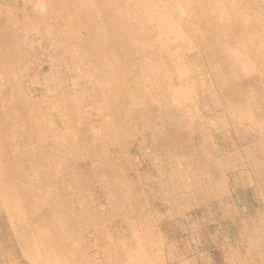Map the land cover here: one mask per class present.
I'll list each match as a JSON object with an SVG mask.
<instances>
[{
	"label": "rangeland",
	"instance_id": "rangeland-1",
	"mask_svg": "<svg viewBox=\"0 0 264 264\" xmlns=\"http://www.w3.org/2000/svg\"><path fill=\"white\" fill-rule=\"evenodd\" d=\"M114 2L0 0V264H264V0Z\"/></svg>",
	"mask_w": 264,
	"mask_h": 264
},
{
	"label": "bare ground",
	"instance_id": "bare-ground-1",
	"mask_svg": "<svg viewBox=\"0 0 264 264\" xmlns=\"http://www.w3.org/2000/svg\"><path fill=\"white\" fill-rule=\"evenodd\" d=\"M113 1H115L116 2V0H113ZM114 2V3H115ZM119 2V0L115 3V6H113L112 7V12L113 13H118L120 10H121V8H122V6L124 5H122V3L121 4H119L118 3ZM209 2V1H208ZM132 5H130V6H128V5H126V7H131ZM74 7H77L76 6V4H74ZM207 9V8H206ZM208 11V10H207ZM117 15V14H116ZM201 15V14H200ZM204 15V14H203ZM199 20V19H198ZM208 21V20H207ZM212 21V20H211ZM123 21H122V19H121V16L120 15H118V16H116V19H115V23L113 24V26L116 28V30H117V32H112L111 31V38L113 39V38H115L116 40L115 41H113L112 43H111V45H109V47H110V51L111 52H114V54L117 56V55H121V53H122V46L123 45H121V40H122V36H121V28H122V25H123V23H122ZM204 23V22H203ZM206 23H208V22H206ZM240 24H242V22L240 23ZM69 26H71V25H69ZM240 26V25H239ZM210 27V26H209ZM241 27V26H240ZM244 27V26H243ZM205 28V27H204ZM203 28V29H204ZM211 29V28H210ZM212 29H214V28H212ZM217 29V28H216ZM247 29V28H246ZM245 29V30H246ZM213 31V30H212ZM210 32V31H209ZM214 32H215V29H214ZM208 33V32H207ZM210 34V33H209ZM208 34V35H209ZM217 35V34H216ZM215 38V37H214ZM214 38H210V37H208V40H209V42H210V46L209 47H206L205 46V44H203V43H199V45H200V50H201V52H202V55H203V57L209 62V69H211L210 70V72L211 73H213V75H217V69H219V68H222V69H224V68H228L227 67V59H226V56L223 54V52H222V50L220 49V47L218 46V43H217V40H215L214 41ZM6 40H7V37L5 38ZM216 39V38H215ZM228 39V38H227ZM9 40V39H8ZM3 40L2 39H0V54H1V56H2V58H7V59H12V51L10 50V49H8V48H6L5 46H3ZM219 42V41H218ZM255 42V41H254ZM2 43V44H1ZM220 43H221V41H220ZM239 43V42H238ZM208 46V45H207ZM213 48H212V47ZM108 47V48H109ZM129 47L131 48L132 46L131 45H129ZM215 47L219 50V52H215L214 51V49H215ZM249 48V47H248ZM250 50H251V48H250ZM16 51V50H15ZM185 51H187V50H185ZM252 52V51H251ZM247 53V54H246ZM246 53H244L245 54V56H250V53L249 52H247L246 51ZM261 53V52H260ZM258 59V58H257ZM11 61V60H10ZM229 66V65H228ZM238 70V69H237ZM234 71L233 72V75H239V72L238 71ZM219 71V70H218ZM230 72V71H229ZM215 78V77H214ZM229 78V77H228ZM231 78V77H230ZM255 79V78H254ZM241 80V79H240ZM239 80V81H240ZM215 81L217 82V83H222V81L219 79V77H216L215 78ZM242 81V80H241ZM256 82V81H255ZM239 83H241V82H239ZM258 83V82H257ZM242 84H245V83H243V81H242ZM232 85V84H231ZM230 87V86H229ZM232 87V86H231ZM225 88V87H224ZM230 89V88H229ZM230 91V90H229ZM226 92V91H225ZM231 92V91H230ZM237 92V91H236ZM235 92V93H236ZM207 94V93H206ZM237 95V94H236ZM229 96H231V95H229ZM232 96H233V93H232ZM237 96H239V95H237ZM261 96V95H260ZM206 100V99H205ZM114 101H115V99H114ZM0 103H1V101H0ZM124 103H127V101L125 100L124 101ZM124 103H122V105L124 104ZM153 105V109H155V108H158V109H160V107H161V105H162V103L161 102H158L157 104L156 103H153L152 104ZM120 106V105H119ZM20 107V106H19ZM21 108V107H20ZM21 110V109H20ZM166 110V109H165ZM172 112V111H171ZM7 113V112H6ZM10 113V112H9ZM144 113V111H142V110H136L135 112H134V114L135 115H142ZM115 117H120L121 116V111H120V109L119 110H116V113H115V115H114ZM2 117H4L5 118V113L4 112H0V118L1 119H3ZM20 119V118H19ZM22 119V118H21ZM4 122V121H3ZM20 122V121H19ZM15 124V123H14ZM23 124H24V122H23ZM5 125H6V123H5ZM30 125V124H29ZM20 126V125H19ZM8 127V126H7ZM5 128V127H4ZM10 128V127H9ZM8 128V129H9ZM47 128H48V126L47 125H44V124H41L40 126H38V124H36L35 125V130L40 134L39 135V137H40V140L42 141V143H44V145L47 147V148H49V150L56 156V157H60L61 159H63V155H61V151H60V149L59 148H57V147H54V146H47V144H46V141L44 140V134L45 133H47L48 132V130H47ZM2 130V129H1ZM19 130V129H18ZM86 130H88V129H85V131ZM1 132V131H0ZM7 133V132H6ZM19 133V132H18ZM27 133V132H26ZM21 136V135H20ZM27 136V135H26ZM25 136V137H26ZM30 138H32V137H30ZM24 139V138H23ZM0 140H1V138H0ZM11 140V139H10ZM9 142H11V141H9ZM1 143V142H0ZM13 143V142H12ZM138 144V143H137ZM140 144V143H139ZM8 147V146H7ZM68 147V146H67ZM8 150H9V148H7ZM71 150V152L69 153V154H67L70 158H71V160H73L72 162H74L80 169H81V171L84 173V174H86L87 176H91V173H92V171H93V169L94 168H91V169H89L90 168V166H92L93 164H94V162L96 161V159H97V154L95 153V151H93V148L89 145L88 146V148L86 149V151H80L77 147H73L72 149H70ZM97 155V156H96ZM67 164V163H66ZM77 167V168H78ZM99 167V166H98ZM78 170V169H77ZM10 175V174H9ZM19 178H21V177H19ZM13 179V178H12ZM16 180H17V178H15ZM21 180L19 179V180H17V182H20ZM264 181V180H263ZM25 183H26V181H25ZM52 214V213H51ZM61 214V213H60ZM83 215V214H82ZM56 217V216H55ZM49 218H50V216H49ZM54 218V217H53ZM54 220V219H53ZM91 223V222H90ZM27 230V229H26Z\"/></svg>",
	"mask_w": 264,
	"mask_h": 264
}]
</instances>
